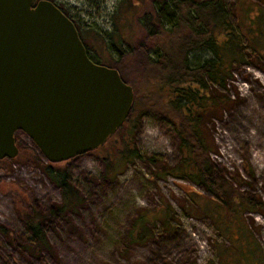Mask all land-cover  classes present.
<instances>
[{
	"label": "rangeland",
	"instance_id": "obj_1",
	"mask_svg": "<svg viewBox=\"0 0 264 264\" xmlns=\"http://www.w3.org/2000/svg\"><path fill=\"white\" fill-rule=\"evenodd\" d=\"M51 1L75 21L91 57L109 67L115 61L108 37L125 48L137 43L143 35L139 17L151 10V0ZM225 4L241 34L244 47L239 52L245 56L234 59L236 52L228 51L231 73L225 85L210 82L211 94L225 103L206 114L203 132L211 143L210 156L226 179L263 206H227L202 184L172 174L158 176L157 167L145 157L175 165L182 156L180 138L167 116L145 114L134 121L129 136L122 132L94 151L63 161L85 202L72 212L71 223L61 220L46 228L55 250L47 254L49 264H264V6L257 0ZM212 56L207 49L196 51L191 61L199 64ZM17 136L19 160L0 162V223L13 234L28 235L16 211L17 196L33 194L44 206L62 196L41 165L26 156L33 150L45 163L48 159L25 132ZM125 140L142 158L120 166ZM104 158L117 163L116 177L105 178ZM167 206L168 216L152 217L147 224L146 240H125L141 213L151 216ZM195 237H200L197 249L192 244ZM0 264L40 263L0 238Z\"/></svg>",
	"mask_w": 264,
	"mask_h": 264
},
{
	"label": "trees",
	"instance_id": "obj_2",
	"mask_svg": "<svg viewBox=\"0 0 264 264\" xmlns=\"http://www.w3.org/2000/svg\"><path fill=\"white\" fill-rule=\"evenodd\" d=\"M138 25L142 37L126 48L112 36L107 38L115 61L112 67L119 71L134 91L132 109L109 141L122 132L129 136V128L140 116L149 113L167 116L180 138L182 156L175 165H169L157 156L145 157L157 167L158 176L172 174L202 184L227 206L233 202L244 206H263L262 202L252 200L249 194L240 192L226 179L223 170L210 156L213 152L211 143L203 132L206 114L225 103L222 98L211 94L210 82L225 85L231 73L228 51L236 52L234 59L245 56L239 52L244 47L242 37L229 20L225 0H151V10L139 17ZM206 49L213 56L193 64L191 54ZM15 137L20 147L17 132ZM135 157L142 158L132 142L125 140L118 158L120 166ZM26 158L35 165H41L44 173L59 187L62 199L44 206L33 194L18 195L16 211L28 235L13 234L0 223V238L23 254L37 259L40 264H49L47 254L51 255L55 250L46 228L61 220L71 223L72 212L83 206L85 197L73 183L63 162L48 160L45 163L42 156L33 150ZM106 159H103L105 178L112 179L117 176L119 168L117 163L111 164ZM18 160L19 156H16L0 159V162ZM166 208L162 213L161 210L153 211L151 216L141 213L134 220L125 240L129 244L146 240L150 230L147 224L152 217L168 216L171 209Z\"/></svg>",
	"mask_w": 264,
	"mask_h": 264
},
{
	"label": "water",
	"instance_id": "obj_3",
	"mask_svg": "<svg viewBox=\"0 0 264 264\" xmlns=\"http://www.w3.org/2000/svg\"><path fill=\"white\" fill-rule=\"evenodd\" d=\"M133 101V87L89 57L54 2L0 0V159L18 155V131L54 163L94 151L123 125Z\"/></svg>",
	"mask_w": 264,
	"mask_h": 264
},
{
	"label": "bare ground",
	"instance_id": "obj_4",
	"mask_svg": "<svg viewBox=\"0 0 264 264\" xmlns=\"http://www.w3.org/2000/svg\"><path fill=\"white\" fill-rule=\"evenodd\" d=\"M260 76V75H259ZM256 158L258 157L257 155L255 156ZM258 220H260V218H258ZM184 235L185 236H189V233H188V231H185L184 232ZM199 239H200V237H198V238H192V244L194 245V247L197 249V248H200L199 247Z\"/></svg>",
	"mask_w": 264,
	"mask_h": 264
},
{
	"label": "flooded vegetation",
	"instance_id": "obj_5",
	"mask_svg": "<svg viewBox=\"0 0 264 264\" xmlns=\"http://www.w3.org/2000/svg\"><path fill=\"white\" fill-rule=\"evenodd\" d=\"M37 1H39V0H35V3L37 2ZM55 3V2H54ZM56 4V3H55ZM57 5V4H56ZM61 9V8H60ZM85 45V47H86V50H87V53H88V55H89V57L95 62V63H97L95 60H94V58H92L91 56H90V53H89V51H88V49H87V46H86V44H84Z\"/></svg>",
	"mask_w": 264,
	"mask_h": 264
}]
</instances>
